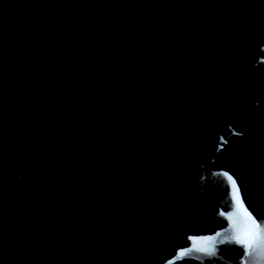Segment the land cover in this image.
<instances>
[{
  "label": "water",
  "instance_id": "95a60500",
  "mask_svg": "<svg viewBox=\"0 0 264 264\" xmlns=\"http://www.w3.org/2000/svg\"><path fill=\"white\" fill-rule=\"evenodd\" d=\"M0 264H264V0H0Z\"/></svg>",
  "mask_w": 264,
  "mask_h": 264
}]
</instances>
